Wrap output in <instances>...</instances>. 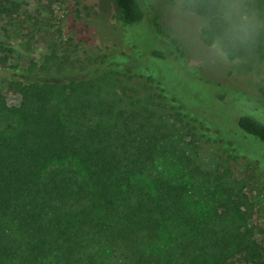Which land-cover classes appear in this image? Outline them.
<instances>
[{"label":"trees","instance_id":"obj_1","mask_svg":"<svg viewBox=\"0 0 264 264\" xmlns=\"http://www.w3.org/2000/svg\"><path fill=\"white\" fill-rule=\"evenodd\" d=\"M158 2L201 18L198 0H115L114 40L86 64L54 53L14 67L20 103L0 93V264H264L231 167L264 171V122L242 87L188 64ZM20 8L0 0V17ZM200 39L211 46L203 25Z\"/></svg>","mask_w":264,"mask_h":264},{"label":"rangeland","instance_id":"obj_2","mask_svg":"<svg viewBox=\"0 0 264 264\" xmlns=\"http://www.w3.org/2000/svg\"><path fill=\"white\" fill-rule=\"evenodd\" d=\"M21 17L1 16L0 36L8 51L0 53V93L10 105L20 103V95L13 87V74L17 68L27 72L32 63L41 66L54 53L58 60L65 61L77 69L97 56L101 49L114 40L112 27H119V10L115 0H19ZM157 5V6H156ZM155 5L162 15V23L176 39L183 44L190 66L199 67L205 74L213 76L227 88L242 87L253 99L251 106L255 115L264 122V42L261 31L255 44L244 49L243 55L229 56L226 62L214 60L210 46L200 39L201 18L184 13L179 6L158 2ZM252 7L264 19V0H250ZM35 16L41 23L35 24L29 16ZM102 17V19H101ZM105 19V20H104ZM106 22V25H104ZM109 27L110 35L105 34ZM147 33L141 29V34ZM142 35L140 38L142 39ZM153 43L148 35L143 40ZM149 44V43H148ZM235 55V52L233 53ZM8 55L7 66L2 59ZM16 67V68H14ZM74 68V67H73ZM69 71V70H68ZM233 108V104H229ZM261 147V146H260ZM253 156H260L253 146L243 147ZM248 164L247 160H235L231 167L235 176L247 182L246 192L255 203L252 225L264 229V171ZM264 167V158L262 160ZM264 241V235H258Z\"/></svg>","mask_w":264,"mask_h":264},{"label":"clouds","instance_id":"obj_3","mask_svg":"<svg viewBox=\"0 0 264 264\" xmlns=\"http://www.w3.org/2000/svg\"><path fill=\"white\" fill-rule=\"evenodd\" d=\"M201 21L210 34L209 53L214 60L226 62L239 50L251 48L261 31L264 19L250 7V0H198Z\"/></svg>","mask_w":264,"mask_h":264}]
</instances>
